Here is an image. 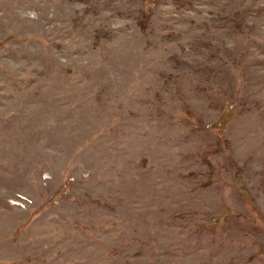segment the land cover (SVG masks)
<instances>
[{
  "label": "rangeland",
  "instance_id": "rangeland-1",
  "mask_svg": "<svg viewBox=\"0 0 264 264\" xmlns=\"http://www.w3.org/2000/svg\"><path fill=\"white\" fill-rule=\"evenodd\" d=\"M0 264H264V0H0Z\"/></svg>",
  "mask_w": 264,
  "mask_h": 264
}]
</instances>
